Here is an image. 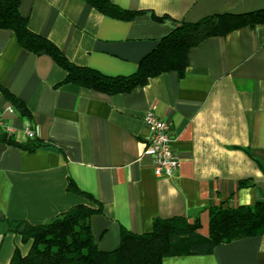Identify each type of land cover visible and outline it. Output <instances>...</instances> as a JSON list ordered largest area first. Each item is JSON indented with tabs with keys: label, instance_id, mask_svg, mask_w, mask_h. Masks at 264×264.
I'll return each mask as SVG.
<instances>
[{
	"label": "crops",
	"instance_id": "obj_1",
	"mask_svg": "<svg viewBox=\"0 0 264 264\" xmlns=\"http://www.w3.org/2000/svg\"><path fill=\"white\" fill-rule=\"evenodd\" d=\"M110 1L134 15L104 14L85 0H18L30 30L74 64L108 76L133 74L176 21L264 14V0ZM188 61L183 75L166 71L108 94L62 82L66 73L50 56L0 29L2 122L22 142L28 118L43 144L27 151L0 142V264H9L15 246L27 249L7 221L44 223L76 204L99 206L91 234L98 248L112 250L122 229L148 232L157 217L198 221L206 235L211 207L264 200V21L204 39ZM1 87L27 115L13 111ZM146 111L170 124L179 162L172 176L153 172L143 143ZM161 264H264V233Z\"/></svg>",
	"mask_w": 264,
	"mask_h": 264
},
{
	"label": "trees",
	"instance_id": "obj_2",
	"mask_svg": "<svg viewBox=\"0 0 264 264\" xmlns=\"http://www.w3.org/2000/svg\"><path fill=\"white\" fill-rule=\"evenodd\" d=\"M104 14L127 18L133 16L110 0H85ZM261 11L222 12L207 15L195 22L176 21L175 27L162 36L154 49L144 55L133 74L108 76L88 66L69 61L48 39L33 32L19 10L18 0H0V29L13 32L19 44L34 54H46L65 71L62 82L112 94L144 85L149 78L174 70L183 75L188 66L191 47L204 39L225 34L243 24L262 22ZM13 111L27 115L22 103L1 87ZM30 124L31 121L27 118ZM0 142L33 151L43 144L36 137L17 142L13 134L0 132ZM241 185L246 184L240 181ZM68 189L72 188L69 184ZM99 206L76 204L44 223L7 221L10 232L27 245L22 252L13 249L9 264H161L172 255L207 254L214 247L231 240L264 233V200L236 207L215 206L209 209L207 234L199 231L200 223L183 216L154 218L151 230L120 232L119 243L112 250L98 248L91 234L89 218Z\"/></svg>",
	"mask_w": 264,
	"mask_h": 264
},
{
	"label": "built area",
	"instance_id": "obj_3",
	"mask_svg": "<svg viewBox=\"0 0 264 264\" xmlns=\"http://www.w3.org/2000/svg\"><path fill=\"white\" fill-rule=\"evenodd\" d=\"M143 119L147 125V133L143 139L144 149L152 159L154 174L158 177L172 176L177 171L179 162L173 149L169 122L152 111H146ZM0 132L13 134V129L3 124L1 116ZM23 132L27 138L35 136V131L28 121Z\"/></svg>",
	"mask_w": 264,
	"mask_h": 264
}]
</instances>
